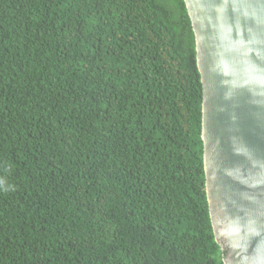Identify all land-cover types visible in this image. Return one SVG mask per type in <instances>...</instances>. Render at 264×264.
I'll list each match as a JSON object with an SVG mask.
<instances>
[{
  "label": "trees",
  "instance_id": "trees-1",
  "mask_svg": "<svg viewBox=\"0 0 264 264\" xmlns=\"http://www.w3.org/2000/svg\"><path fill=\"white\" fill-rule=\"evenodd\" d=\"M183 0H0V264H223Z\"/></svg>",
  "mask_w": 264,
  "mask_h": 264
},
{
  "label": "water",
  "instance_id": "water-1",
  "mask_svg": "<svg viewBox=\"0 0 264 264\" xmlns=\"http://www.w3.org/2000/svg\"><path fill=\"white\" fill-rule=\"evenodd\" d=\"M201 83L204 189L223 264H264V0H183Z\"/></svg>",
  "mask_w": 264,
  "mask_h": 264
}]
</instances>
